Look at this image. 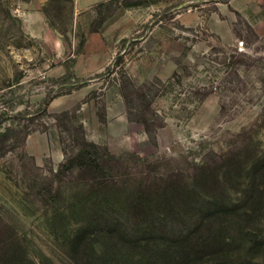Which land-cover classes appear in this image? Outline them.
I'll return each mask as SVG.
<instances>
[{
	"label": "rangeland",
	"instance_id": "obj_1",
	"mask_svg": "<svg viewBox=\"0 0 264 264\" xmlns=\"http://www.w3.org/2000/svg\"><path fill=\"white\" fill-rule=\"evenodd\" d=\"M44 9L53 32L33 38L13 4L0 0V131H20L0 159V243L17 247L25 264H167L179 244L137 218L140 168L128 153L200 161L243 141V159L264 151V0H101L83 9L52 0ZM101 11L108 17L96 31ZM223 50L245 60L240 78L221 62ZM118 55L124 60L115 66ZM123 68L137 85L164 88L156 144L129 120ZM70 120L88 140L125 155L130 167L112 181L118 195H90L87 180L49 175L64 160ZM228 185L238 189L236 177ZM244 226L234 255L251 242L250 256L264 259V202Z\"/></svg>",
	"mask_w": 264,
	"mask_h": 264
},
{
	"label": "trees",
	"instance_id": "obj_2",
	"mask_svg": "<svg viewBox=\"0 0 264 264\" xmlns=\"http://www.w3.org/2000/svg\"><path fill=\"white\" fill-rule=\"evenodd\" d=\"M104 5L106 2H101L100 6ZM107 17L100 12L96 31ZM248 26L255 35L253 27L249 23ZM223 51L225 57L221 62L231 66L232 72L240 78V67L246 64L245 60H232ZM123 60V55H118L113 64L120 66ZM112 66H108L109 71L113 70ZM119 86L129 120L141 123L149 140L156 144L157 132L164 127L165 118L156 109L155 102L163 95L164 88L154 81L137 85L124 68ZM51 101L48 99L44 103L45 112ZM65 115L69 116V112ZM102 119L103 122L106 120L104 115ZM67 129L70 140L65 142L64 160L57 169L51 168L49 175L59 183L68 176L87 180L85 185L91 187L90 195H118L119 191H115L117 183L112 181L119 177L118 169L130 167L125 155L113 154L108 147L88 140L80 122L70 120ZM17 133L20 131L16 126L0 131V159L14 148V135ZM242 134L237 133V138ZM26 137L25 133L22 142ZM242 146L244 141L222 152L212 149L200 161L185 154L179 158L149 159L128 153L137 158L135 166L140 168L137 185L134 188L129 186L136 201L137 218L147 221L151 227L158 223L159 226L154 228L171 233L174 243L179 244L178 250L166 254L167 264H223L220 262L222 259H235L236 264H264V259L256 260L250 256L251 242L244 252L241 250L236 255L230 247L236 240L235 234H243L244 222L253 220L264 202V182H261L264 180V151L256 154L253 160H246L239 152ZM227 161L228 165L223 164ZM225 166L226 169L223 168ZM235 177L238 189L232 192L228 184ZM156 231L151 230V233ZM254 239L258 241L257 236ZM208 255L212 258L206 259ZM25 259L17 247L0 243V264H25Z\"/></svg>",
	"mask_w": 264,
	"mask_h": 264
},
{
	"label": "crops",
	"instance_id": "obj_3",
	"mask_svg": "<svg viewBox=\"0 0 264 264\" xmlns=\"http://www.w3.org/2000/svg\"><path fill=\"white\" fill-rule=\"evenodd\" d=\"M13 4V11L18 14L22 22L23 30L33 38L42 36L53 30L49 24V18L43 8L52 0H3ZM76 9L88 8L101 0H72Z\"/></svg>",
	"mask_w": 264,
	"mask_h": 264
}]
</instances>
